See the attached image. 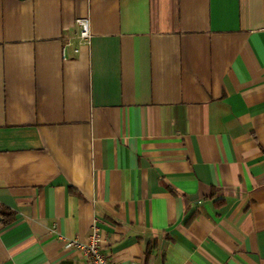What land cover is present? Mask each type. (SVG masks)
<instances>
[{"label": "crops", "instance_id": "obj_1", "mask_svg": "<svg viewBox=\"0 0 264 264\" xmlns=\"http://www.w3.org/2000/svg\"><path fill=\"white\" fill-rule=\"evenodd\" d=\"M95 229L264 264V0H0V264H88Z\"/></svg>", "mask_w": 264, "mask_h": 264}, {"label": "built area", "instance_id": "obj_2", "mask_svg": "<svg viewBox=\"0 0 264 264\" xmlns=\"http://www.w3.org/2000/svg\"><path fill=\"white\" fill-rule=\"evenodd\" d=\"M76 25L79 28V40L81 45L89 44L91 35L88 19L79 18L76 20ZM64 241L67 248L76 249V251L78 250L81 252L86 257L88 264H115L102 253L100 248V236L96 229L85 242H81L77 239H64Z\"/></svg>", "mask_w": 264, "mask_h": 264}]
</instances>
